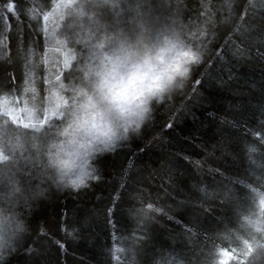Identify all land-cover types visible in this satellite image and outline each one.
<instances>
[{
    "label": "trees",
    "instance_id": "1",
    "mask_svg": "<svg viewBox=\"0 0 264 264\" xmlns=\"http://www.w3.org/2000/svg\"><path fill=\"white\" fill-rule=\"evenodd\" d=\"M60 1L0 0V97L26 92L44 104L48 18ZM157 3L203 33V59L137 133L92 159L97 179L75 191L45 180L46 193L35 195L38 168L20 154L32 134L0 129V149L16 140L25 146L9 147L10 159L0 162V208L26 229L5 248L3 264L254 262L264 245L256 232L264 196V0ZM116 7L90 0L88 11L112 20ZM74 15L65 6L55 31L71 54L66 68L52 72L61 83L74 59ZM59 115H45L35 134ZM242 216L252 231L241 227ZM247 243L258 244L253 254H244ZM219 249L229 260L218 261Z\"/></svg>",
    "mask_w": 264,
    "mask_h": 264
},
{
    "label": "clouds",
    "instance_id": "2",
    "mask_svg": "<svg viewBox=\"0 0 264 264\" xmlns=\"http://www.w3.org/2000/svg\"><path fill=\"white\" fill-rule=\"evenodd\" d=\"M109 9L119 0H92ZM90 0H69L77 17V28L71 45L73 64L65 83L57 82L59 103L49 98L36 109L40 113L57 111L59 117L35 128L20 125L0 115L7 127L32 134L27 151L20 153L26 164L38 168L35 195L43 196L45 180L58 188L73 191L86 187L97 177L91 161L112 150L130 134L137 133L150 118L153 105L165 103L172 93L182 90L189 80L192 67L204 56L199 37L180 15L170 16L157 0H127L119 7L127 11L112 20L101 19L88 11ZM81 48L82 54L75 49ZM62 93V95H60ZM9 147L25 146L19 140L0 149V162L10 159ZM19 191V189H15ZM264 235V211L259 208ZM253 215L255 212L253 211ZM241 227L248 229L240 218ZM25 225L15 215L0 208V264L4 250L25 232Z\"/></svg>",
    "mask_w": 264,
    "mask_h": 264
},
{
    "label": "rangeland",
    "instance_id": "3",
    "mask_svg": "<svg viewBox=\"0 0 264 264\" xmlns=\"http://www.w3.org/2000/svg\"><path fill=\"white\" fill-rule=\"evenodd\" d=\"M68 3L69 0H61L59 3H57L55 6V13H53V15L48 18V34L50 44L44 60V68L47 70L45 81L48 82L45 93L46 99L44 100V106H47L49 98H51L53 104L60 102V100H58L57 98V89L56 87H54V85H56L57 82H61L57 79H52L56 78L52 75V72L57 71L59 68H66L71 60V54L62 46L61 43L56 42L55 39V31L58 26L57 24L60 22L63 10ZM119 3L126 4L127 0H119ZM119 3L117 4L118 7H116V12L119 14L118 17L122 16V14L126 12V8H120ZM60 95H62V93ZM41 102L43 101L39 100L37 96L30 97L28 94H26V92H23L19 96L15 97H0V115L7 113V119L14 120L17 124H27L29 128H38L42 123L43 117H45V114H43L42 116H39V120H37L35 116L36 109L40 107ZM41 114L42 112L40 113V115ZM56 114L59 115L60 113L57 111H49L47 113V115L49 116ZM1 128L3 132L4 130H6V133H8L6 129L7 124L2 119H0V129ZM261 245L262 247L259 249L254 262L250 264H264V245ZM246 246L247 248L250 247L252 249V251L248 253L253 254L258 244L247 243ZM230 254L231 253L225 249H219L217 251V259L222 263L226 262L227 260H229Z\"/></svg>",
    "mask_w": 264,
    "mask_h": 264
},
{
    "label": "snow or ice",
    "instance_id": "4",
    "mask_svg": "<svg viewBox=\"0 0 264 264\" xmlns=\"http://www.w3.org/2000/svg\"><path fill=\"white\" fill-rule=\"evenodd\" d=\"M12 7H13V5H12ZM245 15H246V13H245ZM11 82H12L13 85H15V77L14 76L12 77V81ZM17 93H19V91H17ZM8 96H11V94H9ZM262 139H264V137H262ZM260 203H261L260 209L262 211H264V196L261 197ZM251 251H252V249L249 247V248H247V250L245 251L244 254L246 255L248 252H251Z\"/></svg>",
    "mask_w": 264,
    "mask_h": 264
}]
</instances>
